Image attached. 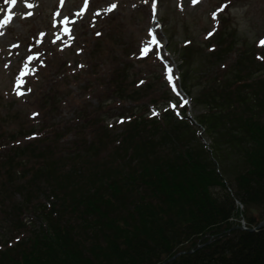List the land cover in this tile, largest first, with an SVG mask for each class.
<instances>
[{
  "label": "rangeland",
  "instance_id": "1",
  "mask_svg": "<svg viewBox=\"0 0 264 264\" xmlns=\"http://www.w3.org/2000/svg\"><path fill=\"white\" fill-rule=\"evenodd\" d=\"M262 41L264 0H0V246L40 225L49 151L77 154L90 128L113 137L129 116L160 118L169 90V107H186L214 146L197 120L209 106L196 99L250 73L264 81ZM222 152L238 163L231 145Z\"/></svg>",
  "mask_w": 264,
  "mask_h": 264
},
{
  "label": "trees",
  "instance_id": "2",
  "mask_svg": "<svg viewBox=\"0 0 264 264\" xmlns=\"http://www.w3.org/2000/svg\"><path fill=\"white\" fill-rule=\"evenodd\" d=\"M256 76L196 99L209 106L197 120L215 136L210 148L186 107L182 116L169 107L170 90L160 118L129 116L113 137L90 128L77 154L57 145L40 225L1 245L0 264H264V226L234 227L241 214L249 227L264 219V81Z\"/></svg>",
  "mask_w": 264,
  "mask_h": 264
},
{
  "label": "snow or ice",
  "instance_id": "3",
  "mask_svg": "<svg viewBox=\"0 0 264 264\" xmlns=\"http://www.w3.org/2000/svg\"><path fill=\"white\" fill-rule=\"evenodd\" d=\"M12 2L14 3L15 2V0H12ZM113 7H115V5H113ZM31 13H29V15H30ZM215 15V14H214ZM262 44H264V41H262L261 42ZM185 103H187V101H185Z\"/></svg>",
  "mask_w": 264,
  "mask_h": 264
},
{
  "label": "water",
  "instance_id": "4",
  "mask_svg": "<svg viewBox=\"0 0 264 264\" xmlns=\"http://www.w3.org/2000/svg\"><path fill=\"white\" fill-rule=\"evenodd\" d=\"M264 225V221L263 222H261L259 225H258V228L259 227H262ZM167 262V261H166Z\"/></svg>",
  "mask_w": 264,
  "mask_h": 264
},
{
  "label": "bare ground",
  "instance_id": "5",
  "mask_svg": "<svg viewBox=\"0 0 264 264\" xmlns=\"http://www.w3.org/2000/svg\"><path fill=\"white\" fill-rule=\"evenodd\" d=\"M157 27H158V23L155 22V24H154V29L157 28Z\"/></svg>",
  "mask_w": 264,
  "mask_h": 264
},
{
  "label": "built area",
  "instance_id": "6",
  "mask_svg": "<svg viewBox=\"0 0 264 264\" xmlns=\"http://www.w3.org/2000/svg\"><path fill=\"white\" fill-rule=\"evenodd\" d=\"M244 223V222H243Z\"/></svg>",
  "mask_w": 264,
  "mask_h": 264
}]
</instances>
